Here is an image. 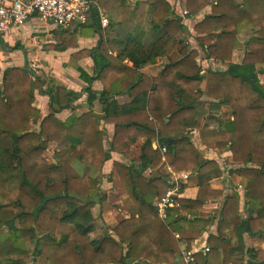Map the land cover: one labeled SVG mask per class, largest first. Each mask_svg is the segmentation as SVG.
<instances>
[{"label": "trees", "instance_id": "1", "mask_svg": "<svg viewBox=\"0 0 264 264\" xmlns=\"http://www.w3.org/2000/svg\"><path fill=\"white\" fill-rule=\"evenodd\" d=\"M93 1L87 22L77 27L80 35L85 30L100 34L97 46L82 53L92 55L95 75L83 69L79 73L92 99V81L103 84L99 95L104 120L114 125L108 148L103 147L105 131L92 111L63 121L57 117L70 108V95L78 94L28 67L0 70V264H25L30 258L42 259L43 264H176L181 244L191 250L193 241L181 235L196 230L201 236L216 220V234L206 239L209 251L196 252V264H232L244 255L247 264H264V250H244L242 244L244 235L264 239V68H258L264 66V0L183 1L186 18L210 7L193 31L203 59L226 65L209 66L205 77L199 51L176 40L187 27L169 0L142 1L130 12L137 20L128 25L112 17L122 10L123 0ZM146 6L154 32L149 42L141 21ZM101 9L110 17L105 28L99 21ZM247 31L252 36L241 42L239 36ZM56 38L61 49L77 44L75 32L59 30ZM177 45L182 46L176 60L155 74L145 72ZM238 50L243 51L241 61L233 60ZM36 92L49 97L50 112L44 117L34 105ZM125 93L131 97L129 103L120 105L113 99ZM203 97L216 100L211 103L218 118L217 130L200 133L226 138L220 146L230 151L224 162L239 165L229 173L239 176L238 186L244 191L243 216L237 191L223 196L209 184L213 175L222 174L216 161L195 152L191 129L195 102ZM140 138V153L132 164H114L132 214L111 233L105 230L92 239L91 208L99 182L81 176L74 163L87 155L108 160L112 151L128 149ZM154 142L165 146L164 154ZM51 143L57 145L55 162L44 155ZM164 166L173 172L189 171L199 189L195 199L177 198V207L161 219L154 202L170 186L171 174ZM149 168L151 173L145 175ZM220 197L219 211L202 217L203 206ZM62 227L67 230L60 231ZM233 236L240 247L232 246ZM238 253L241 259H234Z\"/></svg>", "mask_w": 264, "mask_h": 264}, {"label": "crops", "instance_id": "2", "mask_svg": "<svg viewBox=\"0 0 264 264\" xmlns=\"http://www.w3.org/2000/svg\"><path fill=\"white\" fill-rule=\"evenodd\" d=\"M124 4L119 14L113 13L112 17H115L119 23L128 25L137 20V17L131 15V11L144 0H123ZM182 0V4H183ZM173 5L175 0H169ZM174 10L177 15L182 13L180 11L181 0H177L174 3ZM176 6V7H175ZM110 21V17L107 13L101 9ZM146 13L141 19L144 29V40L149 42L154 37V32L150 29L151 14L149 13V6L145 7ZM210 7H206L200 15L192 18H184L183 24L187 27V30L176 36L177 41H182V45L189 44L191 40H195L199 45V41L195 38L193 27L203 16V14L209 13ZM180 16V15H179ZM182 16V15H181ZM102 27V26H101ZM103 28V27H102ZM105 28V27H104ZM59 30H68L69 32H75L76 34V46L67 47L61 49L57 43V32ZM81 29L76 25H72L69 28L58 27L51 22L42 21L38 17L30 18L23 26L19 28L11 29L10 31L0 35V70L3 71L9 67L23 68L31 65L33 62L36 64V70L45 75L46 77H52L59 84L66 87L68 90L78 94L70 95L71 106L69 109H64L57 113V117L62 121L68 118L70 115L81 116L89 111H92L99 117L98 127L100 130L105 131L103 137V147L106 149L109 147V142L113 137L114 125L104 120V103L100 98V92L103 90V84L100 80H94L90 84V88L96 93L95 98H90L88 93L84 89L88 84L80 78L79 69L85 70L90 76L94 74V59L91 54L83 52H90L93 50L100 41V34H92L89 30H85L80 35ZM17 45L18 48L14 49ZM182 45H177V49L169 54H163L156 58L154 65L145 69V72L149 74H155L159 69L165 66L169 61L176 60L180 55L178 49ZM197 49V48H196ZM201 50V49H200ZM109 54L115 56L116 53L109 51ZM202 60V73L205 77L206 69L211 67H225L226 64L216 63L211 60ZM124 64L132 65L129 61L125 60ZM260 66V67H259ZM258 68H263V65H258ZM37 73V74H39ZM34 105L40 110L42 116H46L50 112L49 97L35 93ZM118 104H127L131 101V97L125 93L122 95H116L113 98ZM216 102L215 99L203 97L195 102L196 114L194 117L193 127L191 133L194 138V144L196 146V154L202 156L208 160H215L218 164L222 174L220 176H214L209 180L211 188L222 190L223 196L230 195L232 190L238 192L240 196L239 211L241 215H245L244 196L243 189L238 186L239 176H235L229 173L239 165L228 164L224 162V158L230 155L229 149L220 146V143L226 141L223 136H213L209 134L202 135L200 132L204 131L209 133L210 131L217 130V108L211 103ZM143 139L140 138L136 143L130 145L128 149H119L118 151H112L110 158L104 160L100 156L87 155L84 160L76 161L74 168L81 176H87L91 178H97L99 182V195L94 198L95 205L91 208V214L94 219V225L92 232L89 234L90 238L95 239L103 236V231L108 230L111 233V229L126 218H129L132 211L129 209V203L126 202L127 193L120 181L118 173L114 167L115 163H121L131 165V159H136L139 155L140 146ZM53 145L54 152L57 151V145ZM156 142L153 143L155 147ZM56 147V148H55ZM48 151V150H47ZM46 151V152H47ZM55 154V153H54ZM53 162L56 161L55 156H52ZM138 164V162H135ZM163 170H167L170 174L186 175L187 179H184L183 191L181 198L195 199L198 193V182L196 176L189 171L173 172L168 166H164ZM145 175L151 173V168L145 170ZM99 196L102 201L99 200ZM221 197L207 202L201 210L202 217L208 218L214 216L219 211L221 206ZM156 202V201H155ZM154 202V204H155ZM175 206L174 208H176ZM217 220L205 228L204 233L199 236L197 231L188 232L181 236H188L192 238L191 249L194 246H199L200 243L205 242L209 234H216ZM103 228V229H102ZM244 250L246 248H254L255 250H264V239L251 238L248 235L243 236ZM233 247L241 246L236 236L232 237L231 242ZM181 250L185 249V243L181 244ZM180 250V251H181ZM240 253L234 259H239ZM241 259V258H240ZM177 261V260H176ZM177 264V263H176ZM232 264H247V258L244 255L242 260L233 261Z\"/></svg>", "mask_w": 264, "mask_h": 264}, {"label": "built area", "instance_id": "3", "mask_svg": "<svg viewBox=\"0 0 264 264\" xmlns=\"http://www.w3.org/2000/svg\"><path fill=\"white\" fill-rule=\"evenodd\" d=\"M93 2V0H0V35L23 26L32 17H38L61 28L84 25ZM187 14V10H182L181 15ZM99 21L103 28L108 25V19L102 10L99 11ZM27 67L35 74L38 73L34 62ZM156 147L165 153V146L156 143L154 148ZM184 179H187L186 175L171 174L169 188L156 200L154 206L161 219H165L168 210L176 206V199L182 194L181 186ZM198 251L208 252L209 246L203 242L191 250H181L177 264H196L194 254Z\"/></svg>", "mask_w": 264, "mask_h": 264}, {"label": "rangeland", "instance_id": "4", "mask_svg": "<svg viewBox=\"0 0 264 264\" xmlns=\"http://www.w3.org/2000/svg\"><path fill=\"white\" fill-rule=\"evenodd\" d=\"M176 1L177 0H175V2L174 3H176ZM173 3V7H174V5H176V4H174ZM176 7V6H175ZM184 7H183V4H182V0H181V4H180V11L183 9ZM184 10V9H183ZM182 14V13H181ZM181 14H179L180 16H181ZM182 17H184V18H186L187 16L186 15H182ZM252 36V34H251V32H249V31H247V32H243L240 36H239V40L241 41V42H244V41H246V40H248L250 37ZM206 41V40H205ZM189 45V47H191V48H197V50L199 51V57L197 58L198 59V62H200V65L201 66H203L202 65V60H200L202 57H203V55H202V52H201V50H200V47H198V44H197V42L195 41V40H191L190 41V43L188 44ZM200 45V44H199ZM242 56H243V51L242 50H238V51H236V53H235V55H234V58H233V60H235V61H241V59H242ZM260 67V66H259ZM203 68V67H202ZM263 68H264V66H263ZM39 73V72H38ZM201 73H202V71H201ZM39 76H45V75H43V74H38ZM46 77V76H45ZM261 81H264V75H261ZM56 148V147H55ZM48 150V151H47ZM47 152H45L44 153V155H45V158L48 160V161H51V162H53V160H52V156L54 155V148H53V145H50L49 144V146H48V148H47ZM62 229V230H61ZM60 229V231H66L67 230V228H64V227H62ZM103 229V228H102ZM107 228H105V230H106ZM103 233H104V231H103ZM44 263V260H42V259H38L37 260V262L36 261H33L31 258L30 259H28L26 262H25V264H43Z\"/></svg>", "mask_w": 264, "mask_h": 264}, {"label": "water", "instance_id": "5", "mask_svg": "<svg viewBox=\"0 0 264 264\" xmlns=\"http://www.w3.org/2000/svg\"><path fill=\"white\" fill-rule=\"evenodd\" d=\"M171 141H173V140H171ZM179 259H180V258H179V257H177V261H176V263H178V262H179Z\"/></svg>", "mask_w": 264, "mask_h": 264}]
</instances>
